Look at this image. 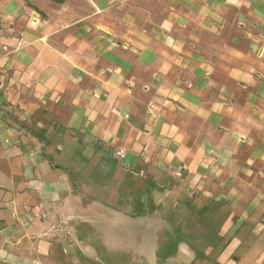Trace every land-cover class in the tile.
I'll use <instances>...</instances> for the list:
<instances>
[{
    "label": "crops",
    "instance_id": "0c3cea01",
    "mask_svg": "<svg viewBox=\"0 0 264 264\" xmlns=\"http://www.w3.org/2000/svg\"><path fill=\"white\" fill-rule=\"evenodd\" d=\"M254 244L264 0H0V264H244Z\"/></svg>",
    "mask_w": 264,
    "mask_h": 264
},
{
    "label": "rangeland",
    "instance_id": "374dc122",
    "mask_svg": "<svg viewBox=\"0 0 264 264\" xmlns=\"http://www.w3.org/2000/svg\"><path fill=\"white\" fill-rule=\"evenodd\" d=\"M247 258L250 260L249 261L247 260V262H245L244 264H246V263H248V264H264V246L259 245V244H254V245L250 246V248L247 252ZM250 262H252V263H250ZM200 263L201 262H199L198 264H200ZM171 264H174V262H172ZM186 264H189V262H186ZM201 264H204V263H201Z\"/></svg>",
    "mask_w": 264,
    "mask_h": 264
},
{
    "label": "trees",
    "instance_id": "16d2710c",
    "mask_svg": "<svg viewBox=\"0 0 264 264\" xmlns=\"http://www.w3.org/2000/svg\"><path fill=\"white\" fill-rule=\"evenodd\" d=\"M50 1H53V2H56V3L64 2V0H50ZM30 7L32 9H34L36 12H38L42 17H44V15L40 11H38L35 7H32V6H30ZM174 246L175 245H172L171 241L166 246H163L161 248V250H160V254H163V256H161L160 258H164L165 259V258H168V257L172 256L174 254ZM190 249L194 253V257L195 258H201L200 253L198 251H196L193 246H190Z\"/></svg>",
    "mask_w": 264,
    "mask_h": 264
},
{
    "label": "built area",
    "instance_id": "2783aa9c",
    "mask_svg": "<svg viewBox=\"0 0 264 264\" xmlns=\"http://www.w3.org/2000/svg\"><path fill=\"white\" fill-rule=\"evenodd\" d=\"M114 157L120 161H122L125 157V154L122 150H117L114 152ZM126 170L127 171H130V173H133V171H131V169L127 166H125ZM170 171L172 172L173 176L176 177V178H179L181 176V173L179 170H175V169H171L170 168Z\"/></svg>",
    "mask_w": 264,
    "mask_h": 264
}]
</instances>
